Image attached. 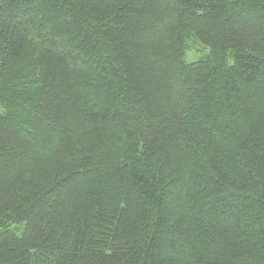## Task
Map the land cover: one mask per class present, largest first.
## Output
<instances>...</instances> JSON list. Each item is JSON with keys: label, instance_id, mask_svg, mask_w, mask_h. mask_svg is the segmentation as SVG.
Masks as SVG:
<instances>
[{"label": "trees", "instance_id": "16d2710c", "mask_svg": "<svg viewBox=\"0 0 264 264\" xmlns=\"http://www.w3.org/2000/svg\"><path fill=\"white\" fill-rule=\"evenodd\" d=\"M0 264H264V0H0Z\"/></svg>", "mask_w": 264, "mask_h": 264}, {"label": "rangeland", "instance_id": "374dc122", "mask_svg": "<svg viewBox=\"0 0 264 264\" xmlns=\"http://www.w3.org/2000/svg\"><path fill=\"white\" fill-rule=\"evenodd\" d=\"M207 51L201 47L200 45L196 44V45H192V47L186 51V61L191 62V61H195L198 57L204 55Z\"/></svg>", "mask_w": 264, "mask_h": 264}]
</instances>
